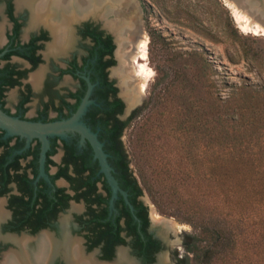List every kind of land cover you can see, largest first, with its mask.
Masks as SVG:
<instances>
[{
  "label": "flooded vegetation",
  "instance_id": "af4514ba",
  "mask_svg": "<svg viewBox=\"0 0 264 264\" xmlns=\"http://www.w3.org/2000/svg\"><path fill=\"white\" fill-rule=\"evenodd\" d=\"M42 1L0 0V107L25 120L67 119L91 84L92 103L82 120L98 133L127 195L118 190L113 196L93 147L80 133L49 137L42 173L41 140L27 145L26 137L0 128V264L20 250L14 238L23 236L51 238L60 246L48 243L39 256L43 264H72L65 237L99 264H113L121 251L125 264H162L161 259L177 264L173 228L153 220L136 191L131 165L121 160L127 126L116 136L132 115L130 103L142 94L136 95L121 65L120 38L111 26L117 13L99 9L54 28L55 16L34 20Z\"/></svg>",
  "mask_w": 264,
  "mask_h": 264
},
{
  "label": "trees",
  "instance_id": "16d2710c",
  "mask_svg": "<svg viewBox=\"0 0 264 264\" xmlns=\"http://www.w3.org/2000/svg\"><path fill=\"white\" fill-rule=\"evenodd\" d=\"M195 82L192 78L188 98L181 93L186 88H179L176 106H166L168 118L160 117L140 138L145 158L157 181L166 179L164 170L170 173L164 192L198 229L184 236L196 264H264V88L244 86L239 100L201 103L193 95ZM214 105L221 110L217 117ZM139 112L133 111L116 137ZM121 145L126 152L121 160L131 165ZM178 150L179 165L168 158ZM175 165L181 183L172 174ZM134 181L143 194L145 185L136 176ZM176 258L177 264H191L188 254L176 250Z\"/></svg>",
  "mask_w": 264,
  "mask_h": 264
},
{
  "label": "rangeland",
  "instance_id": "374dc122",
  "mask_svg": "<svg viewBox=\"0 0 264 264\" xmlns=\"http://www.w3.org/2000/svg\"><path fill=\"white\" fill-rule=\"evenodd\" d=\"M133 1L137 10L125 16L139 15L148 36L147 59L135 61L133 73L137 74L140 64L146 62L151 74L133 110L127 113L140 111L127 125L123 142L135 176L145 185L143 199L151 213L177 223L173 225L177 241L171 248L179 255L188 254L191 264H196L193 254L184 247V236L196 233L198 229L184 220L182 208L164 192L163 183L164 180L168 182L170 173L164 170V177L160 176L166 179L159 181L152 176L144 154L147 150L140 138L160 117L168 118L169 108L173 109L178 102L180 87L186 88V92L182 90L181 93L189 97L192 78L197 79L193 95L201 103L219 104L222 100L231 101L232 96L239 100L244 86L254 90L264 88V34L243 30L227 0ZM132 49L131 43L125 47V51ZM181 100L183 102L185 98ZM220 111V107L215 106L214 116L217 117ZM179 153V150L177 154L169 153L168 158L179 165L176 161ZM172 168V174L181 183L184 177L176 170V165Z\"/></svg>",
  "mask_w": 264,
  "mask_h": 264
},
{
  "label": "bare ground",
  "instance_id": "6f19581e",
  "mask_svg": "<svg viewBox=\"0 0 264 264\" xmlns=\"http://www.w3.org/2000/svg\"><path fill=\"white\" fill-rule=\"evenodd\" d=\"M230 7L234 11L237 22L241 24L245 31H253L255 33L264 34V14H258L259 10L252 9L249 6L247 0H227ZM32 2V1H31ZM34 3V2H33ZM39 8L34 11L33 17L35 21H45L51 16H55V24L52 27L56 28L63 25H69L75 17L82 14L97 13L99 9L102 12L113 11L117 13V18L111 22L112 28L115 27L116 33L119 35V53L121 58V65L126 73V80L131 83V87L135 88L140 95L141 91L145 88V83L151 74V69L146 62L140 64V70L137 74L133 73V63L140 58L147 59V43L148 36L141 24V18L139 15L126 17V13H131L137 10V5L133 0H43L39 3ZM35 5V4H34ZM131 8L127 11V8ZM257 11V12H256ZM138 12V11H137ZM49 14L51 16H49ZM120 14V15H119ZM48 21V20H47ZM49 23V22H47ZM50 24V23H49ZM53 28V29H54ZM62 28V27H61ZM60 28V29H61ZM58 30V28L56 29ZM63 30V29H62ZM61 32V31H60ZM64 32V31H63ZM57 33V32H56ZM57 35V34H56ZM56 41L59 42V39ZM131 43L133 49L125 51L127 44ZM56 45V44H54ZM53 45V47H54ZM60 45V44H59ZM58 47V45H57ZM130 74H127L130 72ZM36 76V75H35ZM38 76V75H37ZM125 76V74H124ZM37 79V77H36ZM131 92V91H129ZM128 93V92H127ZM142 94V93H141ZM136 103V102H135ZM135 103H130L133 105ZM1 216V211H0ZM152 218L156 223H159L163 227L164 223L170 227L177 223L174 220H167L162 216L152 212ZM51 238L42 237L39 239H31L26 236L21 238H14L16 244L20 246V250L16 251L12 255H8L5 264H43L40 259V255L47 248L48 243L54 246V248H60ZM69 255L72 264H99L92 255L86 256L80 243L65 237L63 245ZM63 247V248H64ZM64 250V251H65ZM14 252V251H13ZM11 253V252H10ZM166 261V260H165ZM161 259L162 264H167ZM129 263L127 256L123 251L119 253L118 259L113 264H125ZM132 264V263H131Z\"/></svg>",
  "mask_w": 264,
  "mask_h": 264
},
{
  "label": "water",
  "instance_id": "95a60500",
  "mask_svg": "<svg viewBox=\"0 0 264 264\" xmlns=\"http://www.w3.org/2000/svg\"><path fill=\"white\" fill-rule=\"evenodd\" d=\"M247 0L249 6L252 9L259 10L258 14H264V0ZM257 5H255V4ZM257 12V11H256ZM92 89L90 84L89 90L80 103L76 112L67 119L42 122V121H32L21 119L17 116H13L5 112L0 107V128L6 130L7 135H20L27 138V145L33 138H39L42 142V152H41V172L44 173V161L46 157V152L50 146L49 137L50 136H60L66 137L67 133L70 131H76L80 133L82 142L89 141L94 150L95 158L99 160L100 170L106 175L110 185L113 189V196L117 195L118 190L125 195L127 193L122 190L118 184L117 179L112 173L113 167L108 162V153L103 149V142L98 138V133L93 131L83 120L82 117L87 111L88 106L92 103L89 99V95ZM133 105H130L127 109V113L131 111Z\"/></svg>",
  "mask_w": 264,
  "mask_h": 264
}]
</instances>
